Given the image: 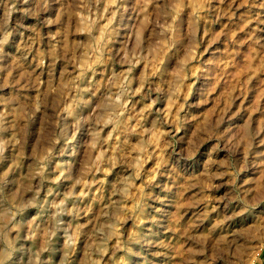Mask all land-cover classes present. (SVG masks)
Wrapping results in <instances>:
<instances>
[{
	"label": "clouds",
	"instance_id": "1",
	"mask_svg": "<svg viewBox=\"0 0 264 264\" xmlns=\"http://www.w3.org/2000/svg\"><path fill=\"white\" fill-rule=\"evenodd\" d=\"M254 81L264 0H0V264H264Z\"/></svg>",
	"mask_w": 264,
	"mask_h": 264
},
{
	"label": "rangeland",
	"instance_id": "2",
	"mask_svg": "<svg viewBox=\"0 0 264 264\" xmlns=\"http://www.w3.org/2000/svg\"><path fill=\"white\" fill-rule=\"evenodd\" d=\"M253 87L255 89V92L249 96V99L244 102L245 107L249 106H257L261 110H264V96H261L259 93L261 91H264V85L261 83L254 81L253 82ZM212 108V105H208L206 107V110L210 111ZM257 116H259V113H257ZM253 119H256V117H253ZM260 259L264 260V253L260 254Z\"/></svg>",
	"mask_w": 264,
	"mask_h": 264
}]
</instances>
